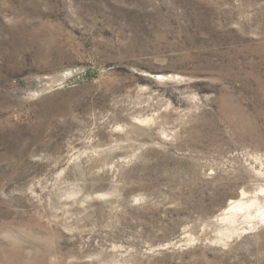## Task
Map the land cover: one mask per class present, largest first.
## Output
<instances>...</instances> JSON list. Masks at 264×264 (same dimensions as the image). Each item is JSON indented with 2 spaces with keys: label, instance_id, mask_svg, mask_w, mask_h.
Returning a JSON list of instances; mask_svg holds the SVG:
<instances>
[{
  "label": "rangeland",
  "instance_id": "rangeland-1",
  "mask_svg": "<svg viewBox=\"0 0 264 264\" xmlns=\"http://www.w3.org/2000/svg\"><path fill=\"white\" fill-rule=\"evenodd\" d=\"M263 216L264 0H0V264H264Z\"/></svg>",
  "mask_w": 264,
  "mask_h": 264
},
{
  "label": "trees",
  "instance_id": "trees-1",
  "mask_svg": "<svg viewBox=\"0 0 264 264\" xmlns=\"http://www.w3.org/2000/svg\"><path fill=\"white\" fill-rule=\"evenodd\" d=\"M177 185H178V182H174L173 183V186H177ZM195 194H197L199 196L201 195V196H203L205 198L203 200V204L201 206H199V209H202L203 211H208V212H212L214 210L213 209L214 206H215L214 205V202H213V199L215 197L214 195H210L207 192H202L200 190H197V192H195ZM143 206L148 207V204H145ZM137 209H138L137 207L132 208V210H131V212H132L131 217L137 218V219L146 218L145 216H142L141 214H139V212H137L138 211ZM170 224L172 226H174L176 228V230H179V227L177 225L179 223L175 222V223H170Z\"/></svg>",
  "mask_w": 264,
  "mask_h": 264
},
{
  "label": "bare ground",
  "instance_id": "bare-ground-1",
  "mask_svg": "<svg viewBox=\"0 0 264 264\" xmlns=\"http://www.w3.org/2000/svg\"><path fill=\"white\" fill-rule=\"evenodd\" d=\"M245 205V204H244ZM241 205H235L233 208H237V207H240ZM264 217V216H263ZM246 232V229H243V230H240L239 232L238 231H235L234 233H245Z\"/></svg>",
  "mask_w": 264,
  "mask_h": 264
}]
</instances>
